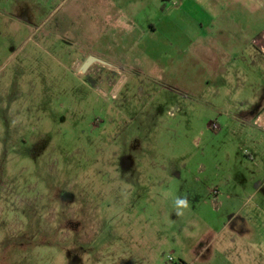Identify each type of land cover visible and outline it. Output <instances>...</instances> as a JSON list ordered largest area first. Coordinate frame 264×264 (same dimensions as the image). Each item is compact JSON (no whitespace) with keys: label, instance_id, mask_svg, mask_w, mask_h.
<instances>
[{"label":"rangeland","instance_id":"374dc122","mask_svg":"<svg viewBox=\"0 0 264 264\" xmlns=\"http://www.w3.org/2000/svg\"><path fill=\"white\" fill-rule=\"evenodd\" d=\"M256 38L264 0H0V264H264Z\"/></svg>","mask_w":264,"mask_h":264},{"label":"crops","instance_id":"0c3cea01","mask_svg":"<svg viewBox=\"0 0 264 264\" xmlns=\"http://www.w3.org/2000/svg\"><path fill=\"white\" fill-rule=\"evenodd\" d=\"M260 38H256L252 41L251 47L252 49H254V51L256 52V54H258L260 57H262L264 59V49H262L261 47H259L258 45L256 46L255 43L259 40ZM258 49L259 51H257L256 49ZM252 158V157H250ZM260 173L255 172V178H257L259 176ZM248 181V180H247ZM193 264V263H192ZM200 264H254V262L252 260H220V261H211V260H205L202 261Z\"/></svg>","mask_w":264,"mask_h":264},{"label":"water","instance_id":"95a60500","mask_svg":"<svg viewBox=\"0 0 264 264\" xmlns=\"http://www.w3.org/2000/svg\"><path fill=\"white\" fill-rule=\"evenodd\" d=\"M93 64H99L102 66H109L107 63L103 62L102 60L95 58V57H89L81 66L79 72L81 74H85L87 70L93 65Z\"/></svg>","mask_w":264,"mask_h":264},{"label":"built area","instance_id":"2783aa9c","mask_svg":"<svg viewBox=\"0 0 264 264\" xmlns=\"http://www.w3.org/2000/svg\"><path fill=\"white\" fill-rule=\"evenodd\" d=\"M171 260V259H170Z\"/></svg>","mask_w":264,"mask_h":264}]
</instances>
